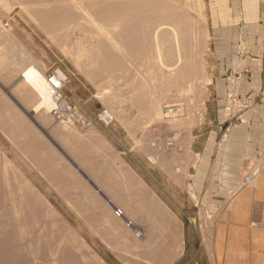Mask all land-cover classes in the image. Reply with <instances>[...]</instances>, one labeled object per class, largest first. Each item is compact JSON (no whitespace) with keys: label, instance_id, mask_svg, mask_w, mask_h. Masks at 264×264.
I'll return each instance as SVG.
<instances>
[{"label":"rangeland","instance_id":"374dc122","mask_svg":"<svg viewBox=\"0 0 264 264\" xmlns=\"http://www.w3.org/2000/svg\"><path fill=\"white\" fill-rule=\"evenodd\" d=\"M75 1L79 3L76 5L77 7L74 6L75 16L70 13V20H67L69 26L59 30L50 26L52 17L62 13L60 10L53 9L52 11V6L56 3L55 0H0V63L3 65H0V180L4 175V156L9 158L18 170L14 172L10 166L7 167L13 192L9 191L6 185L0 183V188H3V192L5 191L3 194L0 193V264H67V262L69 264V261L64 257L63 250H58L61 244H64L63 247L67 245L75 250L72 252L75 254L71 257L72 261L74 260L73 263L99 264L92 256H89L91 253L82 260L81 252L84 249L80 251L76 241V243L71 241L69 236L64 237V228L61 227L62 224L59 220L67 222L77 234L86 240L89 248L88 251H84L85 254L89 251L96 252L106 264H126L122 253L131 247L132 238L130 237L133 231L129 230H140L143 233L142 237H145L144 234L148 228L161 231V233L155 231L161 235V242H164L167 237L164 242V247L169 254L167 264H224L225 257H220L217 253L226 252L225 247L231 246L233 243L226 240L224 248L218 251L216 243L214 244L213 241V233L217 216L224 215L226 212L230 213L232 204L228 200L223 201L220 208L210 207L206 200H202L191 190L190 181L192 179L189 180V178L193 174L192 165L196 162L192 149L195 130L205 127L207 124L217 126L220 123H216L213 119L208 120L206 101L211 94L210 80L212 81L213 76L212 36L213 31L217 28L218 18L219 25L225 21L224 15L220 18L225 3L217 0H159V4L154 3L151 10L149 12L146 10L143 15L149 17L146 26L148 31L145 30L148 34L150 31L149 46L145 47L143 44L141 50L127 51V54L122 56L123 61L121 62L122 65H126V69L123 66L120 68L121 70H117L114 65L109 64L101 56L95 60V58L83 55L80 59L81 64L75 60V52L77 53L81 46L87 50L96 44V41L93 42V37L97 36V32H94H99V30H97L95 22L98 21L97 24H102L103 28L112 29L118 26L119 20L115 14L114 16L113 13L108 12L107 17L99 16L103 15L100 10L102 6V8H111L116 0ZM48 2L53 4L50 5ZM58 4L54 7L59 6ZM87 7L89 12L90 9L93 12H90L93 15L90 17L94 18V21L85 15L88 12ZM41 8L45 9V12L41 14L46 16H43L42 19L39 18L40 21L37 18ZM37 13L39 14L37 15ZM138 16L141 18V15L138 14ZM179 16L184 18V24H182L184 30L188 29L184 31L185 33L183 32L185 36L181 35L180 41L185 45L184 52L187 53L185 50H190L191 57L195 56V67H198L195 74L198 76H195L194 80L192 77L187 78L188 80L185 79L184 81L187 83L183 81L182 84H174L175 79L173 81V79H169L170 77H162L156 67L151 66L152 62L146 59V51L150 50L151 54L156 53L153 45V32L158 29L161 22L163 24H161L160 28L162 29L160 30L165 31V36L169 39L166 27L169 31L176 28ZM203 18L204 22L201 20ZM89 19L92 22L88 21ZM76 20H79L83 27H77ZM185 20L190 23L187 25ZM174 23L177 25L175 26ZM163 27L165 28L163 29ZM189 30L191 31L188 32ZM237 33L240 34L239 29ZM72 41L73 43H71ZM242 42L245 44L243 37L240 36L236 50ZM79 44L82 45L78 47ZM143 47L146 49L145 52ZM86 50L84 49V52L88 54ZM26 54H30L38 64L45 67V75L48 70L55 68L65 74L66 82L61 91L62 97L70 107L78 110L79 114L84 117L85 123L78 120L69 123L57 118L53 113H50L46 122L41 121L39 117L33 119L29 115L26 108L31 110V107L34 108V103L32 102L31 105L19 94L18 88L23 81L22 78H17L21 69L28 64L25 57L30 59ZM11 65L12 67H10ZM200 69L202 70L201 74ZM15 71L18 72V75H13V79L11 76ZM196 77H199L198 79L202 82ZM202 77L204 78L201 79ZM164 78L165 80H163ZM183 85L186 87L183 88ZM187 85H191V87H187ZM164 92L170 93L171 98L162 102L163 118L156 119L151 116L153 114L151 104L154 105L155 99ZM137 95L141 98L144 96L143 98L146 100ZM225 99L226 89L222 109ZM12 109L21 115V120L16 118ZM42 109L43 107L37 112L44 110ZM168 109H170L169 114H167ZM107 110L112 115L115 113V117L105 119L103 113ZM241 119L240 117L235 121ZM224 121L226 120L224 119L222 122ZM96 141H99L98 144ZM154 153L158 154V162H153L150 157ZM48 169L49 171H47ZM126 172L130 174L126 175ZM13 175L17 179L21 175L27 178L44 196L43 199H47L56 209L57 214L48 213L43 203L40 200L37 203L38 199L36 200L32 193L27 192V188H16ZM130 175L135 176L131 177L136 180L143 177L142 179L151 187L150 192L156 193L172 213H166L159 205L152 202L153 199H149V196L140 194L139 187H135L136 183L134 179L130 180L132 179ZM22 191H26V193ZM22 194L28 195L33 200V204H38V211L41 212L38 216H40L39 220H42L35 223L34 218L31 220L33 216H29L30 220L24 221L26 223H23V226L20 219H17L18 223L14 218V208L22 210L20 212L22 217L27 213L24 208L25 203L23 204V200L19 199ZM202 197H210V193L204 191ZM110 198L114 201L109 202ZM122 210H124V214L119 217ZM153 215L156 216L153 217ZM173 215L174 217H170ZM114 216L119 217V220ZM175 216L177 217L175 218ZM46 219L52 223H48ZM130 220H134V224L126 229L124 225L128 226L127 223ZM258 222L260 223L258 226H261V222ZM52 227L55 228V235L51 234L52 230L49 231ZM46 233H49L48 236L53 238L46 237ZM123 247L124 249H122ZM213 247L215 253L212 252ZM43 249L48 250L47 255ZM55 249L58 252H54ZM118 249L119 251H117ZM156 250L160 252L161 249ZM52 254H57L54 261L51 259ZM162 257L163 254L160 253L156 256L151 255L142 263L157 264Z\"/></svg>","mask_w":264,"mask_h":264},{"label":"crops","instance_id":"0c3cea01","mask_svg":"<svg viewBox=\"0 0 264 264\" xmlns=\"http://www.w3.org/2000/svg\"><path fill=\"white\" fill-rule=\"evenodd\" d=\"M225 3L220 14L224 23L213 31L211 94L208 97L207 116L216 123L224 120L222 103L225 96V74L235 52L238 38L245 42V64L249 72L243 77L242 93L257 99L264 87L263 78V0H217ZM240 31V34L237 31ZM243 120L227 124L223 129L207 124L197 128L192 138L193 158L191 190L220 208L223 201L231 202L230 213L218 215L213 241L217 250L226 252L224 264H264V166L255 185L237 190L243 175L264 149V107L258 102L244 111ZM210 197H202L203 192ZM251 214V216H250ZM258 220L261 226H253ZM228 245V244H227ZM213 253L214 247H213Z\"/></svg>","mask_w":264,"mask_h":264},{"label":"bare ground","instance_id":"6f19581e","mask_svg":"<svg viewBox=\"0 0 264 264\" xmlns=\"http://www.w3.org/2000/svg\"><path fill=\"white\" fill-rule=\"evenodd\" d=\"M56 1V3H51V4H53V6H52V11H53V9L54 10H60V11H62V13H58V14H56V15H54L53 17H52V20H51V25L50 26H52V27H54L55 29H63V28H65L67 25H68V21L67 20H70V17H71V14L70 13H73V15H74V12H76V10H75V7L74 6H76V5H79V3H77L75 0H63L61 3H59L58 4V2H60L61 0H59V1H57V0H55ZM78 1V0H77ZM82 1H84V0H82ZM89 1H91V0H89ZM103 1V0H102ZM105 1V0H104ZM159 0H116V3H114V5L111 7V8H109L108 6V8H102L101 7V12L103 13V15H99V16H106V14L109 12V13H113V15L115 14L116 16H117V18H118V20H119V24H118V26H116L117 27V29H116V27H113L112 29L110 28H103V27H101V25H99V24H97V19H96V21L97 22H95L96 23V27L98 28L97 30H99V32L98 31H93L94 33H96L97 32V36L95 37H93L94 38V40H93V42H95L96 41V44H91L92 46H91V48H87V50H86V48H83L80 44L78 45V47L79 46H81L80 47V49L78 48V47H76V48H78L79 50H77V53L75 52V55H76V59L75 60H77V62H79L80 64H81V62H80V59L82 58V56L83 55H85V56H90V57H92V58H95V60L97 59V57L98 56H101L102 58H104L105 60H107L108 61V63L109 64H112V66L114 65V67H116L115 69H117V70H119L121 67H123L124 66V68L126 69V65L125 64H123L122 65V56L123 55H125V54H127L126 52L128 51H132V52H135V51H137V50H141V48H142V46H143V44H144V46L146 47V45H148L149 46V40H150V31H149V34H148V32L146 33L145 32V30H147L146 28V26H147V21H149V17H146V16H143L144 15V13H145V11L147 10L148 12L151 10V7L153 6V4L155 3L156 5L157 4H159V2H158ZM160 1H162V0H160ZM53 2V1H52ZM92 2V1H91ZM189 2V1H188ZM40 3V2H39ZM49 3V2H48ZM96 3V2H95ZM104 3V2H103ZM180 3V2H179ZM190 3V2H189ZM50 4V3H49ZM50 4V5H51ZM56 4H58L59 6H56V7H54V5H56ZM82 4H83V2H82ZM184 4H188V3H184ZM96 5V4H95ZM82 6V5H81ZM81 6H80V8H81ZM84 6V5H83ZM101 6V5H100ZM185 6V5H184ZM77 7V6H76ZM86 7V6H85ZM96 7V6H95ZM105 7V6H104ZM177 7V6H176ZM97 8H99V7H97ZM49 9V8H48ZM179 10H180V8H178ZM98 10V9H97ZM83 11V10H82ZM87 11H88V7H87ZM176 11H177V8H176ZM45 12V9L43 8H41V11H40V14L39 13H37V15L39 14V16H38V18H37V20L39 19V18H44L43 16H46V15H43V14H41V13H44ZM47 12V11H46ZM51 12V11H50ZM78 12H79V10H78ZM77 12V13H78ZM85 12V11H84ZM89 12V11H88ZM88 12H87V14H85V15H87V16H91V17H93V15L91 14V13H93L92 11H91V9H90V12H89V14H88ZM48 13V12H47ZM96 13V12H95ZM94 13V14H95ZM98 13V12H97ZM100 13V12H99ZM98 13V14H99ZM101 13V14H102ZM147 13V12H146ZM174 13H176V12H174ZM138 14L139 15H141V18H139V16H138ZM72 15V16H73ZM80 15H81V13H80ZM114 15V16H115ZM75 16V15H74ZM107 16H108V14H107ZM106 16V17H107ZM155 16V15H154ZM80 17V16H79ZM90 17V18H91ZM95 17V16H94ZM111 17V16H110ZM165 17V16H164ZM164 17H162V18H164ZM193 17V16H192ZM78 18V17H77ZM83 18V17H82ZM87 18V17H86ZM161 18V17H160ZM191 18V17H190ZM92 19V18H91ZM91 19H89L88 21H90V22H92V21H94V18L92 19V21H91ZM183 17L182 16H179L178 18H177V21H178V25H177V27L175 28H173V29H171V31H169V30H167L168 29V27H166L167 29H166V32L168 33V35H169V39L168 38H166V36H165V31H161L160 29H162V28H160V26H161V24H163L162 22H161V24L159 25V27H158V29H155V31L152 33L153 34V38H154V50L156 51V53L155 54H151L150 53V50H147L146 51V59L149 61V62H152V67H156V70H158V72L161 74V76L163 77V76H167L169 79H173V81H174V79H175V81H174V84H179V83H181V82H183L185 79H187V78H190V77H192L193 78V80H194V78H195V76H198V74L196 75L195 73H197V71H196V69L198 68H196L195 67V61H194V59H195V56L192 58L191 57V53L188 51V50H185V51H187V53H185L184 52V50H183V48H184V44H183V42L182 41H180V38H181V35H183V32L185 31V30H188V29H185L184 30V28H183V26H182V24H184V22H183ZM189 19V18H188ZM40 20V19H39ZM80 20V19H79ZM79 20L77 21V23H75L76 24V26L78 27V26H82L83 27V25L79 22ZM81 20H83V19H81ZM115 20V19H114ZM155 20H156V18H155ZM164 20V19H163ZM203 22L205 21V19L203 18V19H201ZM41 21V20H40ZM67 21V22H66ZM161 21H162V19H161ZM185 21H187V25L190 23V22H188V20H185ZM190 21V20H189ZM197 21V24H198V20H196ZM75 22V20L73 21V23ZM195 22V21H194ZM43 23H44V20H43ZM83 23V22H82ZM94 23V22H93ZM107 23V22H106ZM186 23V22H185ZM192 23V22H191ZM201 23V22H200ZM70 24V23H69ZM91 24V23H90ZM105 24V23H104ZM111 24V23H110ZM92 25V24H91ZM174 25H175V23H174ZM175 25V26H176ZM199 25V24H198ZM69 26V25H68ZM73 26V25H72ZM92 26H94V25H92ZM109 26V25H108ZM96 27H94V28H96ZM106 27V26H105ZM110 27V26H109ZM185 27H186V25H185ZM201 27V26H200ZM165 27H163V29H164ZM187 28V27H186ZM76 29V28H75ZM54 30V29H53ZM193 30V29H192ZM148 31V30H147ZM191 30H189L188 32H190ZM171 32H173L172 34H171ZM89 33V32H88ZM94 33H92V34H94ZM185 33V32H184ZM52 34V33H51ZM90 34V33H89ZM151 34V35H152ZM53 35V34H52ZM167 35V36H168ZM183 36H185V34L183 35ZM208 37V36H207ZM55 38V37H54ZM187 39H189V38H187ZM184 41V40H183ZM187 41H189V40H187ZM77 42V41H76ZM105 42V43H104ZM190 42V41H189ZM71 43H73V41L71 42ZM15 45V44H14ZM94 46V47H93ZM14 47H16V46H14ZM94 48V49H93ZM191 48V47H190ZM84 49L86 50V51H88L87 53L88 54H86V52H84ZM89 49V50H88ZM144 50H146L144 47H143V51ZM84 52V53H83ZM145 52V51H144ZM190 53V55H189V53ZM148 53V54H147ZM28 57H30V59L29 58H26L25 57V60L27 59V65L25 66V67H23L22 69H21V71H20V74L18 75V72H13L12 73V78H13V75L15 76V75H18V79H20V78H22V83H21V85H20V88H18L19 90H18V92H19V94L22 96V98H24V99H26V101H28V102H30L31 103V105H32V102L34 103V108H32L31 107V110L30 109H28V108H26V111H28V113H29V115H31L32 116V118L33 119H36L37 117H39L40 119H41V121H44V122H46L48 119H49V115H50V113H53V109L54 108H56V99H57V93L55 92V93H53V89L48 85V83H47V81H46V77H45V67H43L41 64H38V62L36 61V60H34V58L30 55V54H26ZM132 55V54H131ZM145 55V54H144ZM4 56V55H3ZM84 56V57H85ZM119 56V57H118ZM132 57V56H131ZM5 58V57H4ZM3 58V59H4ZM191 58H192V60H191ZM91 59V58H90ZM121 59V60H120ZM198 60V59H197ZM196 60V61H197ZM2 61V60H1ZM112 61V62H111ZM198 62V61H197ZM79 63H78V65H79ZM147 63V62H146ZM25 64V63H24ZM149 64V63H148ZM0 65H2V63H0ZM13 65V64H12ZM12 65L10 66V67H12ZM201 65V64H200ZM3 66V65H2ZM6 66H7V64H6ZM197 66V65H196ZM86 68V67H85ZM203 68V67H202ZM16 69V68H15ZM204 69V68H203ZM121 70V69H120ZM201 70V69H200ZM202 73V70H201V72H200V74ZM204 73H205V71H204ZM98 76V75H97ZM204 76V75H203ZM205 77V76H204ZM204 77H202L201 79H203ZM17 78H15V79H17ZM167 78V79H168ZM197 78V77H196ZM199 78V77H198ZM197 78V79H198ZM14 79V78H13ZM17 79V80H18ZM205 80H207V78L205 77L204 78ZM163 80H165V78L163 79ZM188 80V79H187ZM192 80V81H193ZM199 81H201L200 79H198ZM199 81L197 82V83H199ZM141 82V81H140ZM184 82H186V81H184ZM194 82V81H193ZM202 82V81H201ZM200 82V83H201ZM210 82H211V80H210ZM209 82V83H210ZM164 83V82H163ZM187 83V82H186ZM142 84V83H141ZM182 84V83H181ZM165 85H166V82H165ZM139 87H140V84L138 85ZM164 86V85H163ZM170 86V85H169ZM184 86V85H183ZM191 87V85H187V87ZM195 86V85H194ZM141 87H142V85H141ZM186 86H184L183 88H185ZM182 88V89H183ZM195 88V87H194ZM196 88H197V86H196ZM144 89V88H143ZM167 89V88H166ZM165 89V90H166ZM193 91V90H192ZM183 92H184V90H183ZM182 92V93H183ZM139 93V92H138ZM141 93V92H140ZM146 92H144V95H146L145 94ZM185 93V92H184ZM136 94V93H135ZM142 94V93H141ZM140 94V95H141ZM181 94V93H180ZM143 95V94H142ZM141 95V96H142ZM109 96V95H108ZM136 96V95H135ZM138 96V95H137ZM175 96V95H174ZM186 96V95H185ZM138 97H140V96H138ZM138 97L136 98V100L138 99ZM144 97V96H143ZM142 97V98H143ZM146 97V96H145ZM157 97H159L158 95H157ZM169 97L171 98V95H170V93H162L161 94V96L159 97V98H157V99H155L156 101H155V103H154V105L153 104H151L152 106H153V110H152V108L150 109V111L151 112H153V114L151 115L152 117L154 116V118L156 117V119H160L163 115H162V110H161V106H162V102H164V101H167V100H165V99H169ZM178 97V96H177ZM200 97V96H199ZM133 98V97H132ZM141 98V97H140ZM141 98V99H142ZM176 99V98H175ZM178 99V98H177ZM184 99V98H183ZM118 100V99H117ZM135 100V101H136ZM143 100H146V98L144 99L143 98ZM142 100V101H143ZM152 100V99H151ZM139 101V100H138ZM137 102V101H136ZM152 103V102H151ZM139 105V104H138ZM148 106V105H147ZM41 107H43V111H41V112H37V111H39V109L41 108ZM206 108V107H205ZM13 110V109H12ZM15 110V109H14ZM13 110V111H14ZM148 110V109H147ZM168 111V113L167 114H169V112H170V109H168L167 110ZM113 112V111H112ZM147 112V111H146ZM172 112V111H171ZM14 114H15V116H16V118H18L19 120H21L20 118H21V115H18L17 113H16V111H14ZM107 114H108V116H107V118H112V116H114L115 115V113L112 115V113L110 112V111H108L107 110ZM150 114V113H149ZM173 114V113H172ZM51 115H53V114H51ZM119 115V114H118ZM115 117V116H114ZM205 117V116H204ZM53 118V117H52ZM163 118V117H162ZM162 120V119H161ZM177 121V120H176ZM176 121H174V122H176ZM173 122V121H172ZM171 122V123H172ZM177 124V123H176ZM176 124H174V125H176ZM178 124H179V121H178ZM180 125V124H179ZM191 125V124H190ZM192 126V125H191ZM71 127V126H70ZM129 127V126H128ZM91 128H92V130H94L93 129V127L91 126ZM67 130V129H66ZM99 131V130H98ZM100 132V131H99ZM62 134V133H61ZM179 134V133H178ZM68 135V134H67ZM63 137V136H62ZM95 137V136H94ZM176 137H177V135H176ZM175 137V138H176ZM96 139H97V137H96ZM97 142V141H96ZM99 142V141H98ZM98 142H97V144H98ZM104 143V142H103ZM102 144V143H101ZM105 145V144H104ZM156 150V149H155ZM49 151V150H48ZM51 151V150H50ZM49 151V152H50ZM165 151V150H164ZM54 152V151H53ZM53 152H51V154L52 155H54L53 154ZM56 154V153H55ZM151 154V153H150ZM185 154V153H184ZM181 155V154H180ZM53 157V156H52ZM51 157V158H52ZM150 157H152L151 159H152V161L153 162H158V154L157 155H155V153H154V155H150ZM160 158V157H159ZM53 159V158H52ZM3 162H4V172H3V176H1V178H2V180H0V183H2L3 185H6L7 186V189L9 190V191H11V192H13L12 191V185H11V182H10V180H11V177L9 176V170L7 169V167H11L12 168V170L14 169V172L16 171H18L17 170V168L15 167V166H13V164H12V162H11V160L9 159V158H7L6 156H4V158H3ZM36 162V161H35ZM39 162V161H38ZM162 163V162H161ZM41 164V163H40ZM43 164V163H42ZM46 165H48V164H46ZM45 165V166H46ZM124 165V164H123ZM39 166V165H38ZM48 167V166H47ZM131 167V166H130ZM180 168V167H179ZM186 168V167H185ZM42 170V169H41ZM123 170V169H122ZM128 170V169H127ZM131 170V169H130ZM47 171H49V169L47 170ZM120 171V170H119ZM175 171V170H174ZM125 172V171H124ZM128 172H130V173H132L133 174V172H131V171H128ZM135 172V171H134ZM117 173V172H116ZM129 173V174H130ZM107 174V173H106ZM128 173L126 172V175H127ZM128 174V175H129ZM174 174V173H173ZM172 174V175H173ZM59 175V174H58ZM122 175V174H121ZM171 175V176H172ZM14 177H15V179H13V180H15V183H16V185H15V187L16 188H18V189H21L22 187L23 188H27V192H29V193H32V195H33V197L37 200V203H38V201L40 200L42 203H43V205H44V207L46 208V211L48 212V213H50V214H57L56 213V209L53 207V206H51V204L47 201V199L46 200H44L43 199V197L44 196H42L40 193H39V191L34 187V185L27 179V178H25L24 176H20L18 179H17V177L15 176V175H13ZM119 176V175H118ZM123 176V175H122ZM132 175H130V177H131ZM174 176H175V174H174ZM49 177H51V176H49ZM125 177V176H124ZM132 177H135V176H132ZM131 177V178H132ZM143 178V177H142ZM142 178H138V180H136L135 178H132V179H130L131 181H133V179H134V181H135V183H136V186L135 187H139V189H140V194H145L146 196H149L150 198L149 199H153V201L152 202H154V203H156V205H159L162 209H164L165 211H166V213H172L171 212V209L165 204V203H163L161 200L162 199H160L159 198V196L156 194V193H154V192H150L151 191V187H149L148 186V184L145 182V180H143ZM179 178V177H178ZM176 179H177V177H176ZM180 179V178H179ZM122 180V179H121ZM128 180V179H127ZM126 180V181H127ZM178 182H179V180H178ZM100 183V182H99ZM127 183V182H126ZM98 184V183H97ZM14 185V184H13ZM115 185V184H114ZM134 186V185H133ZM130 188V187H129ZM121 189V188H120ZM127 189V188H126ZM23 190V189H22ZM24 190H26V189H24ZM30 190V191H29ZM102 190V189H101ZM22 192H25L26 193V191H22ZM21 192V193H22ZM127 192V191H126ZM0 193H5V191L3 192V188L1 189L0 188ZM6 195V194H5ZM4 195V196H5ZM8 195V194H7ZM21 195V194H20ZM115 195V194H114ZM144 195V196H145ZM120 196V195H119ZM6 197V196H5ZM16 197V196H15ZM32 197V198H33ZM137 197V196H136ZM142 197V196H141ZM2 198V197H1ZM22 199L23 200V204L25 203V211L27 212V213H25V215H24V217H22L21 215H20V212H22V210H20L19 208H14V218L17 220V219H20V223H22L21 225H23V223H24V221H28V219L30 220V218H29V216H33L32 218H31V220L34 218V220H35V223H37V222H39L40 220H42V219H40L39 220V217L40 216H38V215H40V213H39V207H38V204L37 203H35V204H33V200H31L29 197H28V195H26V194H22V197H19V199ZM115 198V197H114ZM21 199H20V201H21ZM146 199H147V197H146ZM6 200V199H5ZM12 200V199H11ZM17 200H18V198H17ZM13 201V200H12ZM114 200H112L111 198L109 199V202H113ZM148 201H150V200H148ZM16 202V201H15ZM129 202V201H128ZM1 203H3V202H1ZM16 204V203H15ZM22 205V204H21ZM42 205V206H43ZM77 205V204H76ZM144 206V205H143ZM22 207V206H21ZM75 207V206H74ZM128 207V206H127ZM156 207V206H155ZM77 208V207H76ZM160 208V210H162ZM111 209V208H110ZM152 209H154V208H152ZM24 210V209H23ZM44 211V210H43ZM116 211V210H115ZM45 212V211H44ZM110 212V211H109ZM38 213V214H37ZM54 214V215H55ZM116 215H117V213H115ZM114 214V215H115ZM124 214V210H122V212H121V214L119 215V217L121 216V215H123ZM110 216V215H109ZM135 216V215H134ZM154 216H156V215H153V217ZM105 217V216H104ZM107 217V216H106ZM115 217V216H114ZM114 217H112V219L114 218ZM117 217V216H116ZM115 217V219H118V218H116ZM167 217V216H166ZM170 217H174V215L173 216H170ZM177 216H175V218H176ZM93 218V217H92ZM115 219H113V220H115ZM164 219H165V217H164ZM178 219V218H177ZM59 220V219H58ZM111 219H110V217H109V221H110ZM119 220V219H118ZM122 220V219H121ZM18 221V220H17ZM21 221H23V222H21ZM46 221L48 222V220L46 219ZM60 221V224H62V226L61 227H63L64 228V233H65V235H64V237H68L69 236V239H71V241H73V242H77L78 243V247H79V250L81 251V249L83 250L84 249V251L86 250V251H88V248H89V244L86 242V240L81 236V235H79V234H77V232L72 228V226H70L67 222H65V221H63V220H59ZM58 221V222H59ZM159 221V220H158ZM43 222V221H42ZM41 222V224H44V223H42ZM156 222V221H155ZM160 222V221H159ZM18 223H19V221H18ZM26 223V222H25ZM24 223V224H25ZM30 223V222H29ZM32 223V222H31ZM48 223H50V222H48ZM52 223V222H51ZM50 223V224H51ZM57 223V222H56ZM110 223H112L113 224V222H110ZM161 223V222H160ZM49 224V225H50ZM115 224V223H114ZM134 224V220H130L128 223H127V225L128 226H126V225H124L125 226V228L126 229H128L127 227H129L130 225L132 226ZM45 225V224H44ZM43 225V226H44ZM120 225H122V224H120ZM119 225V226H120ZM19 226H20V224H19ZM24 226V225H23ZM47 226V225H46ZM115 226V225H114ZM117 226V225H116ZM152 226V225H151ZM29 227V226H28ZM38 227V226H37ZM41 228H42V226H40ZM39 227V228H40ZM45 227V226H44ZM153 227V226H152ZM151 227V228H152ZM161 227H163V226H161ZM23 228V227H22ZM115 228V227H114ZM154 228V227H153ZM165 228V227H164ZM167 228V227H166ZM18 229V228H17ZM25 229H26V227H25ZM43 229V228H42ZM117 229H120V228H118L117 227ZM132 229V228H131ZM145 229V228H144ZM169 229V228H168ZM34 230H35V226H34ZM37 230V229H36ZM39 230H41V229H39ZM52 230V231H51ZM115 230H116V228H115ZM45 231V230H44ZM49 231H51L50 233L51 234H56L55 233V228L54 227H52L51 229H49ZM119 231V230H118ZM123 231H125V230H123ZM129 231H133V232H131V237L130 238H132V241L130 242V246L131 247H129V250H126L125 252H123V253H125L124 255H123V253H122V258H123V260L125 261V263L126 264H143L142 262L144 261L145 262V259L147 260V258L149 259V257H151V255L153 256H156L158 253H160V254H163V257L161 258V259H159L158 260V263L157 264H167V262H168V258H169V254H168V250L167 249H165V247H164V242L166 241L165 239L167 238V237H165V239H164V242H161V235L160 234H157L156 232H158V233H161V231H157V229L156 230H154V229H150V228H148V229H146V232H145V237H142V232L140 231V230H129ZM140 231V232H139ZM156 231V232H155ZM42 232V231H41ZM127 232V231H126ZM47 234V233H46ZM45 234V235H46ZM120 234V233H119ZM165 234V233H164ZM49 235V233L46 235V237ZM106 235V234H105ZM111 235V234H110ZM51 236V235H50ZM41 237H43V236H41ZM45 237V236H44ZM45 237V238H46ZM49 237V236H48ZM62 238L63 240L65 239V238ZM50 239L51 238H53V237H49ZM127 238H129L128 237V235H127ZM164 238V237H163ZM169 238V237H168ZM61 239V238H60ZM39 240V239H38ZM47 240H49L48 238H47ZM59 240V239H58ZM67 240V239H66ZM40 241V240H39ZM56 241V240H55ZM184 241V240H183ZM45 242H46V240H45ZM44 242V244H46ZM62 242H65V241H62ZM75 242V243H76ZM124 242V241H123ZM127 242V241H126ZM179 242V241H178ZM53 243V242H52ZM49 244H50V241H49ZM57 244V243H56ZM37 245V244H36ZM59 245V244H58ZM61 245H62V248H61ZM60 245V248H58V250H63V254H64V257L66 258V260L67 261H69V264H79V263H73L74 262V260L72 261V259H71V257H72V255L73 254H75V253H72V252H74L75 250H73V248L72 247H67V245H65L64 247H63V245L64 244H61ZM126 245V244H125ZM38 246V245H37ZM46 246V245H45ZM44 246V247H45ZM53 246V245H52ZM71 246H72V244H71ZM55 247H58V246H56L55 245ZM128 247V246H127ZM127 247H125V248H127ZM159 247H161V248H159ZM38 248V247H37ZM130 248H131V250H130ZM34 249V248H33ZM46 249V248H45ZM45 249H43V251L46 253V252H48V250H45ZM47 249H48V245H47ZM122 249H124V247L122 248ZM156 249H161V250H159L160 252H158ZM56 251H54V252H58L57 251V249H55ZM78 250V251H79ZM121 250V249H120ZM51 251V250H50ZM77 251V250H76ZM84 251H82L81 252V258H82V260H83V258L85 257V256H87V254L89 255L90 253V255L89 256H92L95 260H96V262L97 263H99V264H102L104 261H103V259L101 258V256L100 255H98L96 252H91V251H89V252H87L86 254H85V252ZM117 251H119V249L117 250ZM124 251V250H123ZM157 251V252H156ZM43 252V253H44ZM121 252V251H120ZM21 253V252H20ZM27 253V252H26ZM44 253V254H45ZM72 253V254H71ZM118 253V252H117ZM155 253H156V255H155ZM46 255H47V253H46ZM55 255L57 256V254H52L51 256H53L51 259H53V261H54V257H55ZM118 255V254H117ZM119 255H121V254H119ZM44 256V255H43ZM50 257V256H49ZM61 257V256H60ZM59 257V258H60ZM39 258V257H38ZM74 258H75V256H74ZM33 259V258H32ZM34 259H35V257H34ZM63 259V258H62ZM37 260H39V259H37ZM56 260V259H55ZM155 260V259H154ZM84 261H85V259H84ZM64 262H66V261H64ZM147 262V261H146ZM35 263V262H34ZM51 264V263H50ZM64 264V263H63ZM67 264H68V262H67ZM84 264V263H83ZM90 264V263H89ZM103 264H106V263H103ZM149 264H150V262H149Z\"/></svg>","mask_w":264,"mask_h":264},{"label":"built area","instance_id":"2783aa9c","mask_svg":"<svg viewBox=\"0 0 264 264\" xmlns=\"http://www.w3.org/2000/svg\"><path fill=\"white\" fill-rule=\"evenodd\" d=\"M263 41H264V26H263ZM249 72V68L245 64V44L240 43L236 52L233 54L230 60V64L226 73L227 88H226V99L223 105V116L226 121L220 122L217 127L223 129L224 124H232L235 120L240 117L243 120L242 114L247 109L251 108L255 103L260 102L264 107V87L258 98L250 99L248 96L243 95V77ZM263 78H264V53H263ZM45 75L48 85L54 90L53 93H57L56 108L53 109V114L66 122L78 120L81 123H85V119L81 116L78 110H74L66 100L62 97L61 91L65 86L66 76L58 68L48 70ZM106 119L107 112L103 113ZM65 118V119H64ZM110 118V117H109ZM227 126V125H226ZM264 166V149L260 153V156L249 168V170L243 175L237 185V190L242 188L255 185L259 174ZM253 225L258 226V221H253Z\"/></svg>","mask_w":264,"mask_h":264}]
</instances>
